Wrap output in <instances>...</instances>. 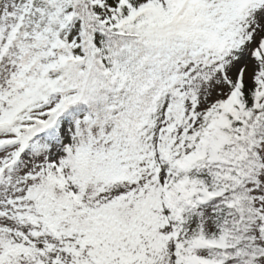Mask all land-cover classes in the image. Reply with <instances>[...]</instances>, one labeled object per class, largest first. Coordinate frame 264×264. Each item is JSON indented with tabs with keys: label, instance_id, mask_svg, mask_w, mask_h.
I'll return each instance as SVG.
<instances>
[{
	"label": "snow or ice",
	"instance_id": "6c2138e0",
	"mask_svg": "<svg viewBox=\"0 0 264 264\" xmlns=\"http://www.w3.org/2000/svg\"><path fill=\"white\" fill-rule=\"evenodd\" d=\"M0 264H264V0H0Z\"/></svg>",
	"mask_w": 264,
	"mask_h": 264
}]
</instances>
